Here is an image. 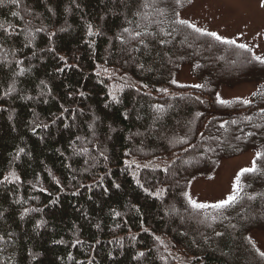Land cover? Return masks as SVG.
Listing matches in <instances>:
<instances>
[{
	"label": "trees",
	"instance_id": "trees-1",
	"mask_svg": "<svg viewBox=\"0 0 264 264\" xmlns=\"http://www.w3.org/2000/svg\"><path fill=\"white\" fill-rule=\"evenodd\" d=\"M191 2L0 0V264H264L249 236L264 230V86L217 99L260 83L264 62L180 20ZM183 66L198 85L175 83ZM151 104L174 110L158 124ZM247 151L228 203L188 200Z\"/></svg>",
	"mask_w": 264,
	"mask_h": 264
},
{
	"label": "rangeland",
	"instance_id": "rangeland-1",
	"mask_svg": "<svg viewBox=\"0 0 264 264\" xmlns=\"http://www.w3.org/2000/svg\"><path fill=\"white\" fill-rule=\"evenodd\" d=\"M179 18L200 31L210 33L221 41L231 42L250 49L255 56L264 61V0H193L187 9L180 12ZM148 35L152 37V32L148 31ZM118 40H121V37ZM170 43L171 39H168L166 45ZM188 49L185 48L186 52H189ZM184 55L188 54L185 53ZM216 61L221 63L226 62L232 70L238 68L240 65V59L232 58L222 51L217 56ZM25 73L30 74V69H27ZM175 83L192 86L199 84L198 80L190 75L187 66H183L178 71ZM247 83L234 86L230 89L220 87L217 91V99L238 98L248 100L257 89L258 84ZM260 83L264 86V78ZM150 108L155 115L156 122L159 124L168 112L174 110V105H169L166 111L162 108L154 107L153 104H151ZM154 131H156V128ZM190 154L196 155L195 151H191ZM253 158V153L247 151L239 156L223 159L212 177L208 179L199 178L190 183L187 193L188 200L194 206L201 207L226 203L236 189L238 175L241 172L253 169ZM200 160H202L201 155H196L193 159L186 161V166L190 167L198 164ZM175 168L176 166L164 172V179L162 178L164 182L171 183L172 180L170 179H176ZM177 182L178 180L175 183ZM168 194L171 196V192ZM147 196L152 198L151 191H147ZM165 196L160 197L159 201L161 202L159 203H162ZM257 200L255 198L251 201L259 202V207L263 208L264 196L263 198L258 197ZM247 209H245V214L244 210L242 211V217L246 221L248 220L247 216H251L250 212L247 214ZM169 214L171 218L177 220L181 225H187L189 224L188 222L195 223V217L181 210L176 203L171 204ZM258 221L261 222L262 219L258 218ZM253 226L264 228L263 222L259 224L257 221H254L251 227ZM249 236L257 251L264 256V230H252ZM119 248H121L120 245L118 246Z\"/></svg>",
	"mask_w": 264,
	"mask_h": 264
}]
</instances>
